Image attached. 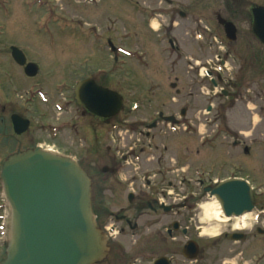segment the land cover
Masks as SVG:
<instances>
[{"label": "rangeland", "instance_id": "obj_1", "mask_svg": "<svg viewBox=\"0 0 264 264\" xmlns=\"http://www.w3.org/2000/svg\"><path fill=\"white\" fill-rule=\"evenodd\" d=\"M3 1L7 2L4 6L7 9L4 10L0 5L1 15L2 10L13 12L17 9L20 18L17 19L19 28L16 33L0 34V107L15 101L11 107L19 110L24 101L20 95L27 85L30 86L29 83L18 82L19 87L23 85V90L18 94L14 90V93L6 94L3 89L1 81L5 79L3 76H6V70L12 75H23L13 62H9V45L13 44L23 51L27 61L39 65L41 72L43 71L42 79L51 81L49 85L52 87L59 85L62 77L67 75L65 66L68 64L81 65L85 75H94L99 69L102 70L100 77L98 75L102 83L112 87H130V93L125 91V94H129L131 100L138 101L143 109L134 112L133 116L143 114L150 107L148 98L152 99L151 104L154 105L156 97L168 99L175 96V90L178 89L183 97L193 100L198 107L204 108L210 104L219 109L231 107L230 123L238 128L246 125L249 133H252L247 141L254 138L263 125L260 118L264 119V62L257 69L255 63H250L247 59H251L252 51L259 60H264V46L255 40L251 31L250 13L252 7L264 6V0H0V3ZM149 14H153V28H174L167 36L177 40V49H171L167 42H160L162 36H157V33L147 27L145 17ZM217 15L232 21L238 29L237 40L229 46ZM170 22L173 25H169ZM109 43L116 47L115 52L111 51ZM197 68L202 71L201 76L206 74V70L214 73L212 77L203 76L206 79L204 81L196 71ZM45 72L52 74L53 79L45 78L48 76ZM213 80L217 83L216 87H213ZM170 83H175L176 87L171 88ZM44 89L55 91L54 99L62 101V96L58 97L56 90ZM224 91L227 95L222 93ZM234 101L235 104L232 105ZM38 106L41 107L42 104ZM31 107L34 110L33 105ZM249 114L254 116L255 129L253 124L245 120V115ZM54 117H61L58 110ZM185 127H188L189 133L184 129L178 132L167 129L156 136V141L159 142L164 137L169 143L180 141L182 147L179 150L172 148L170 153L177 152L184 161L190 162L195 159L193 148L197 139H194L191 132L193 126L186 124ZM60 142L56 141L55 145L61 150ZM206 144L213 146L200 150L209 160L216 158H211L212 153H208L210 148H214L213 153L220 151L223 154L214 159L210 167L214 165V168H218L216 163L224 160L237 162L228 158L226 151L229 147L226 141L217 138L214 142L206 141ZM248 167L234 164L229 169L236 171L241 177L251 174L250 182L262 187L264 192V167L256 165L255 168L260 172L254 168L251 171ZM227 173L225 169L213 175L219 180ZM204 181L210 182L207 179ZM197 192L192 195L184 191V202L189 205L193 203L183 209L182 217L185 220L195 213V226H202V229L215 227L217 233L214 236L202 233L199 238L192 234V238L200 246L196 264H264V235L255 232L256 227L264 229V213H260L264 210V194L256 195V211L247 214L242 220L232 217L226 221L207 223L202 221L200 205L211 198L202 188ZM194 196L199 198L196 204ZM8 213L0 180V236L6 230L7 239ZM238 227L247 232L252 242H256V256L259 259L252 258L255 251L251 246L246 247L248 242L231 244V241L220 237V233ZM250 231L252 234H249ZM182 240L185 241L186 238L182 237ZM2 245L0 237V261L4 257Z\"/></svg>", "mask_w": 264, "mask_h": 264}, {"label": "flooded vegetation", "instance_id": "obj_2", "mask_svg": "<svg viewBox=\"0 0 264 264\" xmlns=\"http://www.w3.org/2000/svg\"><path fill=\"white\" fill-rule=\"evenodd\" d=\"M0 5L4 10L7 9L4 7L7 5L6 1L1 2ZM4 10L2 15L0 13V34H14L19 28L20 16L17 9L13 12ZM250 13L252 17V12ZM152 15L145 17L147 27L157 33V36H162L160 42H167L171 49H177V40L170 38V35L167 36L174 28L169 26L163 30L159 27L153 28ZM171 24L173 25V22L169 23ZM234 25L235 37L234 40L227 39V46L237 40L238 29L236 24ZM252 34L261 44L253 31ZM12 46L15 45H9L10 55ZM247 60L255 63L257 69L264 62L252 51L251 59ZM10 61L23 75H12L6 70V76H3L5 79L1 81L5 93H20L23 85L19 87L18 82H26L30 86L27 85L22 93L24 97L20 95L24 101L19 106V110L11 107L16 103L15 101L0 107V162L17 151L40 147L46 151L68 156L79 164L89 179L93 220L104 245L102 256L93 264L198 263L199 245L195 259L190 260L183 254L186 243L194 240L192 234L199 238L203 232L202 226L194 224L195 213L183 219V209L193 203L189 205L188 202H184L183 193L185 191L196 195L199 188L204 191L206 187L213 186L217 179L213 174L225 169L228 171L227 175L219 180L241 177L235 173L236 171L229 169L234 164L245 168L250 166L249 170L254 168L260 172L255 167L256 165L264 167V119L260 118L263 125L256 133L258 138L254 136L247 141L252 133H249L246 125L238 128L230 123L231 107L219 109L213 104L204 108L198 107L195 105L196 102L183 97L178 89L175 90L176 95L168 99L156 97L154 105L151 104L152 99L148 98L150 107L143 114L133 116L134 112L143 109L140 108L141 104L138 101L131 100L130 95L125 94V91L130 93V87L125 85L119 88L102 83L98 79V75L100 77L103 73L100 69L94 75H85L81 65L68 64L65 66L67 75L62 77L63 80L58 83L59 85L52 87L49 85L51 81L42 79L43 71L41 72L39 65H37V74L27 76L23 66L17 65L12 57ZM74 66L79 68L74 70ZM196 71L201 76L200 68ZM205 73L201 76L204 81L206 79L203 76L212 77L214 71L206 70ZM45 74H48L44 76L45 78L53 79L52 74L47 72ZM84 81H91L97 87H104L117 93L120 98L118 111L114 115L104 117L93 113L80 103L76 90ZM212 82L213 87H216L217 83L214 80ZM44 88L56 90L58 97L62 96V101L58 102L54 99L55 91H44ZM8 109L11 111L7 112ZM57 110L61 117H54ZM12 115L28 121L25 131L20 134L15 133ZM245 120L253 124V129L257 128L253 115H245ZM186 124L193 126L191 132L194 139H197V144H194L193 148L195 159L190 162L184 161L177 152L170 153L172 148L179 150L182 147L180 141L177 140L175 144L169 143L166 142V137L159 142L156 141V136H160V133L167 129L171 132L184 129L189 133ZM217 138L228 143L229 150L226 151L228 158L237 162L224 160L216 163L219 166L216 167L217 169L213 167L214 165L210 167L213 160L223 154L220 151L213 153L214 148H210L208 153H212L211 158L216 157L211 161L200 149L212 147L213 144L207 145L206 141L214 142ZM56 141H61V150L56 147ZM250 175H246L245 178L249 179ZM205 179L210 182L206 183ZM184 184L187 187H184ZM188 186L191 188L189 189ZM252 188L256 205V195L264 192L262 187L254 184ZM197 197H193L195 204L199 199ZM255 232H258V227L255 228ZM250 233L252 234V231ZM241 235L243 237H240ZM0 237L3 240L5 257L7 245L5 232ZM182 237L186 240L183 241ZM220 237L231 241V244L248 242L246 247L251 246L255 251L252 258L259 259L256 256L258 251L256 242H252L247 232L241 228H231L228 232L220 233Z\"/></svg>", "mask_w": 264, "mask_h": 264}, {"label": "water", "instance_id": "obj_3", "mask_svg": "<svg viewBox=\"0 0 264 264\" xmlns=\"http://www.w3.org/2000/svg\"><path fill=\"white\" fill-rule=\"evenodd\" d=\"M251 11L252 31L264 45V6ZM217 20L226 37L234 40L235 26L221 15ZM11 56L24 66L27 76L37 73V65L26 63L19 48L11 47ZM76 91L79 102L97 115H114L120 107L117 93L91 81L82 82ZM12 123L17 134L28 127V121L17 115H12ZM0 180L10 210L6 255L0 264H93L100 259L104 245L93 220L90 183L76 161L40 147L29 148L3 161ZM204 190L228 218L254 210L252 187L246 180L229 178ZM198 252L195 241L183 248L190 260Z\"/></svg>", "mask_w": 264, "mask_h": 264}, {"label": "bare ground", "instance_id": "obj_4", "mask_svg": "<svg viewBox=\"0 0 264 264\" xmlns=\"http://www.w3.org/2000/svg\"><path fill=\"white\" fill-rule=\"evenodd\" d=\"M200 208L202 210V221L203 222H211V221H226L229 220L230 218L226 217L223 215L220 206L218 202L214 199H210L207 202H203L200 205ZM247 214H244L243 216H240L239 219L242 220L245 218ZM205 234H210V235H216L217 230L215 227H206L202 229Z\"/></svg>", "mask_w": 264, "mask_h": 264}]
</instances>
